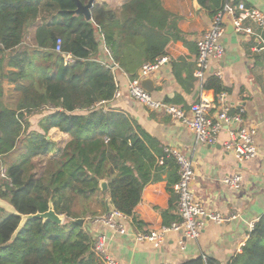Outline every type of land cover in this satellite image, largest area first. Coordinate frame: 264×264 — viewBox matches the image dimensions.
<instances>
[{"label": "trees", "instance_id": "16d2710c", "mask_svg": "<svg viewBox=\"0 0 264 264\" xmlns=\"http://www.w3.org/2000/svg\"><path fill=\"white\" fill-rule=\"evenodd\" d=\"M198 1L215 14L228 0ZM241 1L250 5L233 3ZM76 8L75 0H0V198L21 214L45 212L52 202L65 216L63 224L29 220L12 241L21 217L0 207V264H104L88 219L111 207L134 216L145 187L160 179L166 153L108 104L118 70L134 77L145 62L166 54L170 42L185 40L180 17L161 0H128L118 10L95 3L91 20ZM59 38L63 53L55 51ZM204 90L217 101L220 78L211 74ZM43 110V131H30V117ZM52 128L69 136L65 145L47 138ZM38 157H46L39 172L32 168ZM262 238L264 217L231 264H264ZM181 264L214 262L196 257Z\"/></svg>", "mask_w": 264, "mask_h": 264}, {"label": "crops", "instance_id": "0c3cea01", "mask_svg": "<svg viewBox=\"0 0 264 264\" xmlns=\"http://www.w3.org/2000/svg\"><path fill=\"white\" fill-rule=\"evenodd\" d=\"M127 1L97 0L96 3L108 2L114 10H118ZM161 1L165 9L180 17L179 28L185 34V40L168 44L166 54L170 60L151 75L155 79L152 97L190 113L192 104L201 95L209 97L204 84L211 74L220 69L222 92L227 94L231 112L237 113L244 107L243 124L256 129L258 154L240 162L232 151L225 148V143L231 139V130L237 127L234 123L223 124L215 144L199 141L190 128L170 114L148 109L131 98L128 82L132 75L122 69L118 70L117 84L122 90V97L108 105L126 113L141 125L153 136L162 152H165L166 147H178L193 160L196 198L207 210L238 216L223 224L207 220L197 239H188L181 233L170 232L160 246L137 240L138 232L159 229L178 219V196L173 188L179 178L178 164L174 157L166 154L161 156L163 162H159L162 166L157 172L160 179L145 187L134 216L129 219L118 218L127 232L114 233L99 222H91V229L96 235L104 233L108 236L109 253L125 264H181L196 257H203L214 264H231L243 253L247 244H252L253 233L264 217V29L252 25L254 34L238 33L235 30L226 32L222 37L225 54L211 64L209 75L202 86L195 75L197 40L211 25L213 11L200 3L196 8L193 0ZM246 2L264 11V0ZM35 32L36 26L31 28L27 36L28 43L34 39ZM102 54L107 57L106 49H102ZM5 87L7 93L11 86L6 83ZM46 114L43 110L30 119H42ZM51 130L63 136V145L69 140V136L57 128ZM237 173L242 175L239 189L224 181L226 177ZM135 218L141 222L140 226L134 222Z\"/></svg>", "mask_w": 264, "mask_h": 264}, {"label": "built area", "instance_id": "2783aa9c", "mask_svg": "<svg viewBox=\"0 0 264 264\" xmlns=\"http://www.w3.org/2000/svg\"><path fill=\"white\" fill-rule=\"evenodd\" d=\"M228 19L232 20L234 29L238 33L254 34L252 25L264 29V11L255 6L247 5L244 1L234 4L233 0H228L220 10L213 14L211 25L197 40L198 54L195 75L202 86L209 75L211 64L219 61L225 54L222 37L226 33ZM55 51L63 53L61 38L57 40ZM65 58L68 61H73L70 53L66 54ZM169 60V56L164 54L154 61L145 62L140 71L129 79L128 93L130 97L148 109L170 114L190 128L199 141L207 144L217 142L224 123H234L237 127L231 130V139L225 143V148L232 151L240 162L256 156L258 154L255 141L256 129L243 124L244 107L240 108L237 113L231 112L226 92L219 93L217 101L201 95L199 100L192 104L190 113L183 108L167 105L152 97L151 93L143 87L142 81L159 71ZM214 74L221 78L222 72L219 69ZM121 97L122 90L117 84L113 100ZM100 104L104 105L106 101L97 105ZM212 113L214 115H211ZM165 152L174 157L178 164L179 179L173 188L178 196L179 216L177 220L168 225H163L159 229L138 232L136 234L137 240L152 242L156 246H160L164 242L165 236L170 232L181 233L188 239H197L200 237L207 220L223 224L238 216L237 214L222 215L207 210L196 198L194 188L196 171L193 160L178 147H166ZM160 162H163V158L160 159ZM224 181L233 188L239 189L242 185V175L237 173L231 177H226ZM118 218L129 219L130 216L112 207L103 214L90 217L88 221L102 223L114 233L124 234L127 229L122 222L118 221ZM107 241L108 236L104 233L95 236L94 251L96 254L103 260L104 264H125L109 253Z\"/></svg>", "mask_w": 264, "mask_h": 264}, {"label": "water", "instance_id": "95a60500", "mask_svg": "<svg viewBox=\"0 0 264 264\" xmlns=\"http://www.w3.org/2000/svg\"><path fill=\"white\" fill-rule=\"evenodd\" d=\"M97 0H89L88 3H83L81 0H75L77 8H76V13L78 14H82L86 17L87 20H91L92 19V13H91V8L93 7V5L96 3ZM194 1V5L196 8L199 7V1L198 0H193ZM234 26L232 23L231 19L227 20V29L226 32H233ZM142 85L143 87L149 91L150 93L154 91V86H155V79L151 76L146 77L145 79H143L142 81ZM48 139H51V136H47ZM100 187L101 190L103 192L107 191L108 189V183L106 180H101L100 182ZM0 207H2L3 209H5L6 211L16 214L18 216L21 217V222L19 223L18 228L16 229V231L14 232L13 236H12V241L17 237V235L22 231V229L25 227V225L27 224V222L29 220H33V219H42L44 222L51 220L54 223H58V224H63L65 221V216L64 215H60L55 211V208L52 204V202H50V206L49 209L45 212H38L35 214H21L17 211V209L7 200H4L2 198H0ZM75 223H79V224H84L85 221L83 219H76L74 220ZM89 227L92 226L91 222L86 223Z\"/></svg>", "mask_w": 264, "mask_h": 264}, {"label": "rangeland", "instance_id": "374dc122", "mask_svg": "<svg viewBox=\"0 0 264 264\" xmlns=\"http://www.w3.org/2000/svg\"><path fill=\"white\" fill-rule=\"evenodd\" d=\"M35 115L36 114H34L32 116H35ZM40 120L41 119H37V117H34V119H30V121H31L30 131H33V130H37V131H41V132L43 131V130L40 129V126H39ZM49 136H51V139H53L54 141H56L59 144V145H57L58 147H60V145H63V141H64L63 136L58 134L56 132V130H50ZM33 162H34L33 167H32L33 171L39 172L41 166H43L45 164V162H46V157L35 158L33 160Z\"/></svg>", "mask_w": 264, "mask_h": 264}]
</instances>
